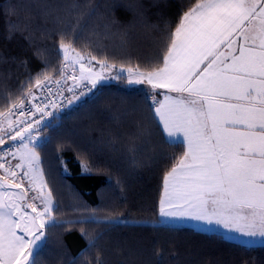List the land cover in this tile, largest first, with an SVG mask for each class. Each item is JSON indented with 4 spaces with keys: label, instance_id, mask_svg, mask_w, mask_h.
<instances>
[{
    "label": "trees",
    "instance_id": "obj_1",
    "mask_svg": "<svg viewBox=\"0 0 264 264\" xmlns=\"http://www.w3.org/2000/svg\"><path fill=\"white\" fill-rule=\"evenodd\" d=\"M198 2L0 0V57L7 58L0 61V111L30 79L59 76L62 35L82 53L147 70L160 63L182 10ZM9 23L27 26L31 43L19 34L8 39ZM150 95L160 96L123 78L102 83L41 130L38 151L56 220L36 264H96L97 256L104 264H264V244L161 222L163 178L185 146L162 131ZM105 216L120 220L103 222Z\"/></svg>",
    "mask_w": 264,
    "mask_h": 264
},
{
    "label": "snow or ice",
    "instance_id": "obj_2",
    "mask_svg": "<svg viewBox=\"0 0 264 264\" xmlns=\"http://www.w3.org/2000/svg\"><path fill=\"white\" fill-rule=\"evenodd\" d=\"M8 32V39L19 34L32 41L27 26L9 23ZM58 51L59 79L41 73L43 79L21 85L22 95L0 111V264H36L35 249L56 220L38 151L42 122L54 115L48 109L79 100L85 94H76L80 85L91 91L109 78L165 90L162 100L148 97L151 109L166 136L179 138L185 151L172 157L163 178L159 216L264 238V0H199L182 10L160 63L147 70L84 55L63 35ZM33 84L48 95L38 96ZM64 91L72 95L64 97ZM96 264H104L99 256Z\"/></svg>",
    "mask_w": 264,
    "mask_h": 264
},
{
    "label": "crops",
    "instance_id": "obj_3",
    "mask_svg": "<svg viewBox=\"0 0 264 264\" xmlns=\"http://www.w3.org/2000/svg\"><path fill=\"white\" fill-rule=\"evenodd\" d=\"M118 68L115 69L116 72H118ZM137 86V85H136ZM158 91V94H160L159 98H157L158 100H162L163 99V94L165 92V90H157ZM171 95H176L175 93H171ZM169 140L171 141H180L179 138H169L167 137ZM39 206V205H38ZM211 229H209V231L207 232H218V233H222L225 237L231 239V240H234V241H238V242H242V243H245V244H264V238H260V237H248V236H245V235H242L241 233H238V232H235V231H230V230H227V229H224L222 226L220 225H216V224H212ZM204 231V229H202ZM44 242V240L40 243V246L42 245V243ZM39 246V247H40ZM36 248L35 251L37 249Z\"/></svg>",
    "mask_w": 264,
    "mask_h": 264
},
{
    "label": "rangeland",
    "instance_id": "obj_4",
    "mask_svg": "<svg viewBox=\"0 0 264 264\" xmlns=\"http://www.w3.org/2000/svg\"><path fill=\"white\" fill-rule=\"evenodd\" d=\"M78 51V50H77ZM80 52V51H79ZM82 53V52H81ZM84 55H88V54H85V53H82ZM91 66V65H89ZM94 71H99V67L98 65L95 66L93 68ZM76 75L78 76L79 75V71L76 72ZM116 75V71L113 70L112 71V76H115ZM115 80L114 78H109L107 80H103L101 81L99 84H102V83H108L110 81H113ZM68 84L71 86L72 82L71 81H68ZM98 84V85H99ZM129 84V83H128ZM97 85V86H98ZM129 85H132V86H136V84H129ZM95 89V88H94ZM78 100L74 101L73 103H76ZM41 136L43 137L42 141H41V144L42 142L45 140V134L43 132L40 133ZM177 139V138H176ZM41 157V156H40ZM161 222L163 223H170V224H178V225H189V226H193L195 227L196 229H199V230H202L204 229V231H209V229H211V225L212 224H207L205 222H202V221H195V220H192V219H189V218H175V219H168V218H161Z\"/></svg>",
    "mask_w": 264,
    "mask_h": 264
},
{
    "label": "built area",
    "instance_id": "obj_5",
    "mask_svg": "<svg viewBox=\"0 0 264 264\" xmlns=\"http://www.w3.org/2000/svg\"><path fill=\"white\" fill-rule=\"evenodd\" d=\"M51 77H52L53 79H59V76H51ZM69 86H70V85L67 84V85L64 86V87H69ZM33 91L36 92V89H33ZM53 91H54V92L57 91L55 87H53ZM80 91H84V92H85L84 95H86V94L90 93L92 90H91V91H88L86 88L83 87V85H80V87H78L77 90H76V94L79 95ZM36 94H37L38 96H41V97L48 95L47 92H36ZM57 94L59 95V93H57ZM71 95H72V93H69V92H67V91H64V92H63V96H64V97H68V96H71ZM25 103L27 104L28 101L26 100ZM33 103H34V102H33ZM56 103L59 105V104L61 103V101H60L59 99H57V100H56ZM68 106H69V104H67V101L64 100V101H63V106H62V107H58L57 109H51V108H49L48 110H49V111H52V112L55 114V113H58V112L63 111V110H64L65 108H67ZM25 115H28V113L26 112ZM14 118H15V117H14ZM36 118H37V119L39 118V114H37V117H36ZM48 118H49V117H48ZM26 186H27V185H26ZM30 195H31V193H30Z\"/></svg>",
    "mask_w": 264,
    "mask_h": 264
},
{
    "label": "water",
    "instance_id": "obj_6",
    "mask_svg": "<svg viewBox=\"0 0 264 264\" xmlns=\"http://www.w3.org/2000/svg\"><path fill=\"white\" fill-rule=\"evenodd\" d=\"M48 122H49V119H46V121L45 122H42V125H41V130L45 127V126H43L44 125V123H47L48 124Z\"/></svg>",
    "mask_w": 264,
    "mask_h": 264
}]
</instances>
